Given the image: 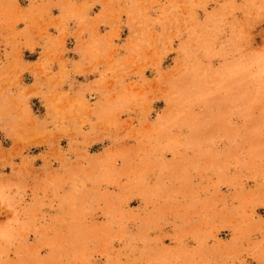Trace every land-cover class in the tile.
<instances>
[{"label":"rangeland","instance_id":"374dc122","mask_svg":"<svg viewBox=\"0 0 264 264\" xmlns=\"http://www.w3.org/2000/svg\"><path fill=\"white\" fill-rule=\"evenodd\" d=\"M0 264H264V0H0Z\"/></svg>","mask_w":264,"mask_h":264},{"label":"clouds","instance_id":"9594fccd","mask_svg":"<svg viewBox=\"0 0 264 264\" xmlns=\"http://www.w3.org/2000/svg\"><path fill=\"white\" fill-rule=\"evenodd\" d=\"M96 3L99 2V0H95ZM137 0H127V3L130 5V6H135ZM95 6V3L93 4H89L86 6L85 10L83 12L79 11L76 9L75 5L72 4L70 6H67L65 8V13H64V16H65V26L67 25L68 22L70 21H75L77 23V25H83L86 20L88 19V16H87V12L90 11V9L92 7ZM103 23V22H102ZM124 24V26H127V24L125 22H121ZM81 35H83V33H81ZM91 43L88 44V48L93 51L97 56L101 55V47H102V42L100 40H95V39H92L91 37H89ZM81 59L83 60V57H81ZM62 70L64 69V66L62 65L61 66ZM47 71H51V68H48L46 69ZM93 71H99V69H93ZM74 75H86V73L80 71L78 68L75 69L74 71ZM65 79L67 80V77H65ZM74 81H73V84H69V88L71 89L73 86H74ZM122 83V82H121ZM82 87V91L79 92V95L83 96L85 95V93H88V94H92L94 90L92 89H89V88H83ZM7 239H11L10 237L7 238Z\"/></svg>","mask_w":264,"mask_h":264}]
</instances>
